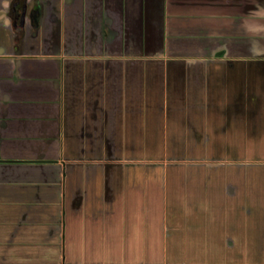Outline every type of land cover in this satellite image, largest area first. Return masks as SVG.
Instances as JSON below:
<instances>
[{"label": "crops", "instance_id": "obj_1", "mask_svg": "<svg viewBox=\"0 0 264 264\" xmlns=\"http://www.w3.org/2000/svg\"><path fill=\"white\" fill-rule=\"evenodd\" d=\"M0 264H264V0H0Z\"/></svg>", "mask_w": 264, "mask_h": 264}, {"label": "water", "instance_id": "obj_2", "mask_svg": "<svg viewBox=\"0 0 264 264\" xmlns=\"http://www.w3.org/2000/svg\"><path fill=\"white\" fill-rule=\"evenodd\" d=\"M23 16H24V9H22V13H21V16H20V24H22V21H23ZM13 22H16V18L13 19Z\"/></svg>", "mask_w": 264, "mask_h": 264}]
</instances>
